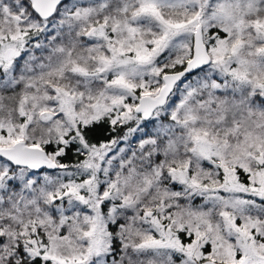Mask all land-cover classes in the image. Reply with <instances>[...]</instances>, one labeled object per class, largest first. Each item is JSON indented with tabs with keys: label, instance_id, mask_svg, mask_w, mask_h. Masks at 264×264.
Wrapping results in <instances>:
<instances>
[{
	"label": "snow or ice",
	"instance_id": "6c2138e0",
	"mask_svg": "<svg viewBox=\"0 0 264 264\" xmlns=\"http://www.w3.org/2000/svg\"><path fill=\"white\" fill-rule=\"evenodd\" d=\"M0 264H264V0H0Z\"/></svg>",
	"mask_w": 264,
	"mask_h": 264
}]
</instances>
